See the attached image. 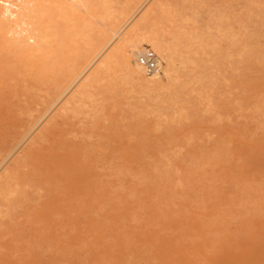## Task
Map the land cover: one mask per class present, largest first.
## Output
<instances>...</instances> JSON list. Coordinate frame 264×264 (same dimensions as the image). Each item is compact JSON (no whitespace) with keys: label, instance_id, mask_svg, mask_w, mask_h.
Returning <instances> with one entry per match:
<instances>
[{"label":"rangeland","instance_id":"rangeland-1","mask_svg":"<svg viewBox=\"0 0 264 264\" xmlns=\"http://www.w3.org/2000/svg\"><path fill=\"white\" fill-rule=\"evenodd\" d=\"M236 1L238 4L241 2L239 7L243 5L242 8L246 2L251 7L254 2L255 6H264V0ZM236 1L227 0V4L226 0H207L206 3L201 0V6L203 12L207 13L208 10L210 15H206L211 16L213 13L210 11L216 14V8L223 4L220 11L223 7L224 14L219 9L217 14L219 11V14L231 17L243 10L238 8ZM208 2L210 4L207 7L202 4ZM180 3L179 0L177 4H183ZM233 4L237 6L238 9L234 8L237 12L230 11ZM0 5L4 4L0 1ZM246 5L245 11L249 8ZM226 7L230 10H226ZM258 7L254 8L259 11L253 9L257 13L255 18H259L264 26V7ZM76 12L77 18L71 23L73 28L70 25L71 33L53 32L48 42L43 41L40 50L30 55L25 53L26 44L21 41L23 36L27 38L26 33L21 32L22 37L16 38V34L21 36L20 32L14 33L21 30L20 27L7 20L10 23L7 28V24H3L5 20L0 19V26L3 25L5 29L0 27L5 31L1 33L0 29V162L5 164L0 163V181L4 179L1 180L5 176L3 172L9 177H5V183L0 188V264H264V213L258 212H264L262 24L248 21L246 35L251 39L247 49H242L239 44L236 50L237 44L232 45L228 39L220 40L219 51H224L218 57L213 56L217 60L215 67L218 70L215 68V72L218 73H215L217 80L208 85L203 93L205 96L207 94V99L202 95L194 96V99L190 97L193 100L190 101V108L188 98L180 112L185 117L180 113V117H176L169 113L170 99L166 91L163 94L152 91L161 94L149 92L148 95L140 89L135 90L139 87L124 80L122 72L121 75L114 72L121 71V59H117L115 68L110 70L113 73L109 71V75H106L105 71H99L98 61L102 53L106 54V50L96 57H99L98 60L94 58L87 69L82 72L78 69L85 75L77 71L75 76L68 74L70 70L65 66L69 68V65L77 61L72 57L74 52L82 53L80 49H84L78 34L83 29L81 21L85 15L80 8H76ZM231 23L233 32L239 33L240 24ZM56 35L59 39H55ZM28 42L31 44L32 40L28 39ZM78 46L81 48H77V52ZM144 46L147 47V55L143 62L148 72L160 71L157 64L160 55L156 53L157 56L151 46ZM143 48L141 46L139 51ZM248 48L252 49L251 52ZM52 49L64 51H57L60 55L55 57L56 53H52ZM26 54L28 59L24 57ZM66 54H70L71 63ZM78 55L75 57L78 58ZM223 57L227 58L223 61ZM236 57L240 58V62H236ZM251 58L252 64L249 60ZM226 59H230L231 63H225ZM26 62L35 65L28 66ZM60 67L65 68L60 70ZM42 69H46V72ZM27 71L30 75L26 74ZM87 71L90 75H86ZM79 73V77L73 79ZM115 74L120 78L123 76L119 78L120 83ZM108 76L111 80V77L117 80L114 78L111 82ZM57 78L58 81L70 79L65 80L69 82L66 85L62 83L64 80L56 82ZM43 79L41 85L40 80ZM121 80L128 84L124 85ZM60 84L62 87L59 88ZM78 85L83 90H79ZM90 86L93 91L89 89ZM84 87L89 94L85 101L91 97L94 100L92 104H98L91 105L90 100L84 106ZM48 94H54V97L50 98ZM55 94L58 95L55 97ZM163 95L169 100L166 101ZM159 96L163 100L165 98L163 103ZM260 98L262 104H259ZM72 99L74 102L77 99L79 105L77 102L75 105L81 107L75 109ZM201 100L203 104L199 103ZM102 101L103 104L100 103ZM99 103V108H95ZM164 103L168 105L164 106ZM66 105L72 107L71 110L75 108L70 111ZM87 105L96 113L91 110L90 114L91 108ZM61 106L62 109H69L68 112L64 113ZM78 109L82 111L76 112ZM61 113L66 114L65 117ZM167 113L172 119L166 116ZM28 129L33 132L31 136ZM45 134H48L46 140ZM9 143H12L13 148ZM19 164L23 165V169ZM16 165H19V169H16ZM27 165H30L29 168ZM155 165H159V170ZM5 166L11 168L7 167L4 171ZM9 174L19 184H15L17 182L11 180ZM7 181L14 182L11 185L14 186L12 191L10 187L4 186L6 183L7 187L10 186L11 183L8 185Z\"/></svg>","mask_w":264,"mask_h":264},{"label":"bare ground","instance_id":"bare-ground-1","mask_svg":"<svg viewBox=\"0 0 264 264\" xmlns=\"http://www.w3.org/2000/svg\"><path fill=\"white\" fill-rule=\"evenodd\" d=\"M2 2V4H4L3 6L0 7V19L1 20H5L3 21V24H7V28L10 27V23L9 22H13L16 26H19L21 30H18V32H14L15 34L16 33H19L20 35L22 34L21 32L23 33H26V36H23L24 38L22 39L21 38V41L22 43L25 42V49L28 54H32L34 53L36 50L39 49V46L40 44L43 42V41H47V39L49 38V36L53 33V32H69L70 31V25L72 22H74L75 18H77L75 15H77L76 13V8H80L82 9L83 13L85 16H83L82 18V21L81 23L83 24V29L79 32L78 35H80V39L83 41L82 43H84V49H80L81 47H76V51L78 52L77 48H79L80 50H82L83 52L82 53H75L76 54H79L78 55V58L77 56L75 57V55H73L72 57L76 58L77 61H75L73 64L69 65V68H68V65H66L65 67H67L68 70H70V75L73 74V76H75L74 74H77L78 72H82L83 69H85L86 67H88L90 65V63L92 62V60H94V58H96L98 55L100 56V53H102L103 51L106 50V54H101V57L100 60L98 61L99 64H98V70L99 71H105V74L107 75L109 73V71L113 68H115V63L117 61V59H121V62H122V69L120 72H117L114 70V72L118 73L121 75V72L123 74V78H125L124 80H127L129 84L133 83L135 84L134 86H137L139 88H136L135 90L137 89H140L142 92L146 93L149 95V92L153 93L152 91H160L162 94L164 93L163 91H166V93L169 95V99H170V102H168V104L170 105V107L168 108V110H170L171 112H169L171 115H179L178 113H180L183 108L185 107L186 105V102H187V99L189 98L188 102H189V105H190V108H192V104H190L191 102H193V100L191 101L190 100V97L192 99H194L193 97H198V96H205V94L203 95L204 91L206 90V88L208 87V85L212 84L214 82V80H217V78H215V76L217 75V73L215 72V68L217 69V67H215V65L217 64V60H216V57L214 59V55L215 56H219L221 51H224L221 50L219 51V43H220V40H223L225 39H228V42L230 41L232 45L234 44H237V46H235V49L238 47L239 44H241V47L243 49L246 48L247 49V46L249 44V40L251 39V37H248L246 35L247 33V24H248V21L250 22H255L259 21V18L258 20L255 18L256 14L257 13H254L255 11L253 9H255L254 7H262V5H257L255 6V2L253 4V8L251 6H248L246 5L247 2H252L253 0H244L246 2V4H244L242 2V4H244V8L245 5L249 8H247L248 10H244L243 5H241V7H239L240 3L238 4V1L236 0H231V1H236L237 5H238V8L240 9H243L241 11H239L240 13H238L237 15H232L231 17H227L226 15H222V14H219V11L221 9V5L219 8H216V14H214V12L210 11L211 13H213L211 16L210 13L208 12L207 10V13L206 12H203L202 10V7L201 6V0H180L181 3H183L182 5H178L176 0H15V1H8V0H0ZM175 1V2H174ZM207 1V0H206ZM206 1L203 2L206 3ZM209 1V0H208ZM260 1V0H259ZM262 1V0H261ZM180 3V4H181ZM202 3L203 5H205L207 7L208 4H210L209 2L207 4H204ZM226 3H227V0H226ZM233 3V2H232ZM260 4V2H258ZM257 3V4H258ZM264 4V1L262 2ZM261 3V4H262ZM229 4V3H227ZM235 4H233V9L230 10V9H227L228 5H226V10H230V11H236L234 8L238 9L237 6L234 7ZM252 5V4H251ZM231 6V5H230ZM258 7V8H259ZM210 8V6L208 7ZM232 8V6H231ZM219 9L218 11V14H217V10ZM211 10V9H210ZM224 10L223 7H222V10L220 12L223 11V14H224ZM255 10H258V9H255ZM215 11V10H214ZM233 11V12H234ZM259 11V10H258ZM263 11H264V8H263ZM262 11V12H263ZM237 12V11H236ZM261 12V13H262ZM260 13V14H261ZM206 14H209L208 16ZM228 14V12L226 13ZM264 14V13H263ZM264 16V15H263ZM262 17V16H261ZM5 18V19H3ZM7 18V19H6ZM262 19V18H261ZM0 20V25L2 24V21ZM9 22H8V21ZM242 20H245V22L242 23ZM264 20V19H263ZM231 22H238V24H240V27L239 28V33L236 34V32L232 30V27H231ZM261 23V22H260ZM12 24V23H11ZM262 24V23H261ZM9 25V26H8ZM14 25V26H15ZM235 25V24H234ZM3 26V25H2ZM0 26L1 28L4 29V27ZM13 26V27H14ZM15 26V27H16ZM255 26H259V25H256ZM263 26V24H262ZM261 26V27H262ZM72 27V25H71ZM236 27V26H234ZM254 26H252L253 28ZM264 27V26H263ZM0 28V29H1ZM12 28V27H11ZM73 28V27H72ZM237 28V27H236ZM235 28V29H236ZM15 29V28H13ZM255 29V28H254ZM259 29H260V26H259ZM264 28H262L263 30ZM5 30V29H4ZM14 31H17V30H14ZM252 31V30H251ZM4 33L5 31H2L1 29V33ZM13 32V30H12ZM0 33V35H2ZM71 33V31H70ZM253 33V32H252ZM257 33V32H256ZM264 33V32H263ZM18 34V35H19ZM56 34V33H55ZM67 34V33H66ZM255 34V33H254ZM259 34L261 35L262 32ZM60 36V34H57ZM57 35L55 36L56 38L55 39H59L57 38ZM63 36L65 34H62ZM245 35L247 37H245ZM253 35V34H252ZM14 36V35H13ZM67 36V35H66ZM254 36V35H253ZM16 38L18 37H22L21 36H15ZM62 37V36H61ZM52 39V36L50 37ZM62 38H65V37H62ZM61 38V39H62ZM4 39V38H3ZM12 39H15V38H12ZM28 39L29 40H32V43H34V45H31L29 42H28ZM60 39V40H61ZM8 41V39H6ZM20 40V39H18ZM27 40V41H26ZM50 40V39H49ZM53 40V39H52ZM11 40H9L8 42H10ZM20 41V42H21ZM116 41V42H115ZM12 42V41H11ZM17 43V41H15ZM19 42V43H20ZM48 42V41H47ZM46 42V43H47ZM52 42V41H50ZM13 43V42H12ZM252 43V42H251ZM7 44V43H6ZM44 44V42H43ZM42 44V45H43ZM144 44L148 45V46H151L152 49L155 51H153L150 47V49L156 54L158 53V55H160L161 59H159L160 57L158 56V59H157V64H158V67L160 69V71L158 70H154L153 72L149 73L148 72V67L146 66V64L143 62V59L146 57L147 55V47L144 46ZM256 44V43H255ZM258 44V43H257ZM63 45V44H61ZM82 45V44H81ZM80 45V46H81ZM224 45V42L223 44ZM20 46V44H19ZM19 46L17 48H19ZM22 46V45H21ZM24 46V45H23ZM49 46V45H48ZM51 46V45H50ZM60 48V45H58ZM65 45H63L62 47L65 49L66 47H64ZM144 47L141 51H139V48L140 47ZM253 46H256L253 44ZM259 46V45H258ZM256 46V47H258ZM61 47V48H62ZM260 47V46H259ZM48 48V47H47ZM52 48V47H51ZM57 48V46L55 47ZM53 48V49H55ZM253 48V47H252ZM255 48V47H254ZM253 48V49H254ZM261 50H263V46H261ZM22 49V48H20ZM52 49V50H53ZM75 49V48H74ZM234 49V48H233ZM234 49V50H235ZM256 49V48H255ZM19 50V49H18ZM23 50V51H24ZM40 50V49H39ZM47 50V49H45ZM60 50V49H59ZM65 50H68L69 49H65ZM73 50V48H72ZM70 50V51H72ZM108 50V51H107ZM237 50V49H236ZM238 50L241 51V49L238 48ZM249 50V48H248ZM247 50V51H248ZM252 50V49H250ZM249 50V51H250ZM51 51V49H50ZM55 51V50H53ZM52 53H56L55 54V57H57L56 55H60L59 53L63 52V51H58L56 50L55 52ZM57 51L59 53H57ZM139 51V52H138ZM246 51V52H247ZM254 51V50H253ZM258 51V50H257ZM260 51V49H259ZM19 52V51H18ZM44 52V50H43ZM251 52V51H250ZM256 52V51H255ZM263 53V51H261ZM45 53V52H44ZM66 53H68L66 51ZM70 53V52H69ZM73 53V52H72ZM71 53V54H72ZM229 53V52H228ZM238 53V52H237ZM241 53V52H239ZM243 53V52H242ZM249 53V52H248ZM29 54V55H30ZM43 54V53H42ZM64 54V53H63ZM234 54V58L233 60L235 61V52L233 53ZM258 54V53H257ZM23 55V53H22ZM66 55H69L70 57V54H66ZM227 55V52L225 54V56ZM259 55V54H258ZM261 55V54H260ZM17 56V55H16ZM136 56V57H135ZM238 56V54H237ZM249 56V54H248ZM22 57V56H21ZM28 59V56L26 54V56H24ZM23 57V58H24ZM35 57V56H34ZM44 57H46V55L44 54ZM135 57V59H134ZM228 57V56H227ZM227 57H223V61H224V58H227ZM230 57V56H229ZM243 56H241L240 58H242ZM54 58V56H53ZM99 58V57H98ZM98 58H96L98 60ZM240 58H237V61L236 62H240V60L238 61V59ZM248 58V57H247ZM253 58V57H252ZM251 59V61H253ZM16 59L18 60V58L16 57ZM22 59V58H21ZM41 59V58H39ZM57 59V58H56ZM71 59V57L69 58V60ZM222 59V58H221ZM220 58L218 60H221ZM246 59V57H245ZM227 60V59H226ZM230 59H228L225 63H227ZM233 60L232 61V64H233ZM244 60V59H243ZM243 60L241 61L243 63ZM248 60V59H247ZM261 60V59H260ZM28 61V60H27ZM36 61V60H35ZM57 61V60H56ZM96 61V60H95ZM94 61V62H95ZM246 61V60H244ZM255 61V60H254ZM23 62V61H22ZM38 62V60L36 61ZM72 62V59L70 60V63ZM56 64V62H54ZM69 63V61H68ZM228 63H231L230 61ZM241 63V64H242ZM247 63H249L247 61ZM18 64H20L18 62ZM27 64V62H26ZM25 64V65H26ZM29 64V63H28ZM27 64V65H28ZM30 64H33V63H30ZM28 65V66H31V65ZM53 64V63H52ZM239 64V63H237ZM236 64V65H237ZM246 64V63H245ZM244 64V65H245ZM252 64V62H251ZM249 64V65H251ZM35 65V64H33ZM96 65V64H95ZM95 65H94V68L95 69ZM248 65V64H247ZM49 66V65H48ZM83 66L82 70H81V67ZM91 66V65H90ZM93 66V64H92ZM222 66V65H221ZM233 66V65H232ZM27 67V66H25ZM33 67V66H32ZM64 67V68H65ZM121 67V66H120ZM12 68V67H11ZM19 68V67H18ZM31 68V67H30ZM34 68V67H33ZM41 68H42V65H41ZM47 68V67H46ZM50 68V67H49ZM64 68L60 67V70H63ZM20 69V68H19ZM22 69V68H21ZM28 69V68H27ZM48 69V68H47ZM51 69V68H50ZM49 69V70H50ZM80 71H79V70ZM87 69V68H86ZM90 69V68H89ZM91 72V70H89ZM118 70V67L116 68ZM231 69V68H230ZM18 70V69H17ZM33 70V69H31ZM38 70V69H37ZM44 70V69H42ZM52 70V69H51ZM218 70V69H217ZM22 71V70H21ZM21 71H20V74H21ZM30 73L31 71L28 70ZM27 71V72H28ZM36 71V70H35ZM46 72V69L44 70ZM43 71V72H44ZM59 71V70H58ZM57 71V72H58ZM77 71V73H75ZM88 71L86 72V75L88 73ZM93 71V70H92ZM26 73L28 75H30V73ZM42 72V71H41ZM80 72V73H81ZM89 72V73H90ZM95 72V71H94ZM101 72V73H102ZM112 72V71H110ZM25 73V72H24ZM34 73V72H33ZM31 73V74H33ZM67 73V72H66ZM80 73L73 79H76L77 77H79ZM88 73V74H89ZM113 73V72H112ZM112 73L110 74V76L112 75ZM216 73V75H215ZM16 74V73H14ZM37 74V73H36ZM65 74V73H64ZM83 73H81L82 75ZM98 74V73H97ZM100 74V73H99ZM103 74V76L105 78L106 75ZM22 75V74H21ZM40 75V73H39ZM85 75V73L83 74ZM90 75V74H89ZM102 75V74H101ZM109 75V74H108ZM117 74H115L116 76ZM148 75V76H147ZM100 76V75H99ZM110 76H108V78L110 79ZM114 76V75H113ZM222 76V75H221ZM38 77V76H37ZM64 77V76H63ZM117 79H119L120 77L116 76ZM121 77V78H122ZM217 77V76H216ZM51 78V77H50ZM62 78V77H61ZM90 78V77H89ZM111 78H115V77H111ZM120 78V79H121ZM32 79V78H30ZM40 79V78H39ZM45 79V78H44ZM44 79L43 81L40 80V83L41 82H44ZM52 79V78H51ZM68 78H65V79H62L64 80V82L62 83H66V85L69 83V82H66L68 80H66ZM72 79V77H71ZM88 79V78H87ZM111 80V82H113L114 80ZM116 79V78H115ZM116 79V80H117ZM120 79L117 80L119 83H120ZM38 80V79H37ZM53 80V79H52ZM60 80V79H59ZM62 80L58 81V78L56 80V82H61ZM66 80V81H65ZM83 80V79H82ZM101 80V79H100ZM108 80V79H107ZM47 81V80H45ZM80 81V80H78ZM84 81V80H83ZM93 81V79H91V82ZM123 82V80H121ZM71 82V80H70ZM82 82V81H81ZM90 83V81H88ZM94 82V81H93ZM99 82V80H98ZM103 82V81H102ZM121 82V83H122ZM125 82V81H124ZM123 82V83H124ZM221 82V81H219ZM55 83V82H54ZM72 83V82H71ZM89 83H87V87L89 86ZM109 83V82H108ZM128 83H124L125 84H128ZM43 83H41L42 85ZM59 84V83H58ZM58 84H55L56 86H58ZM63 84V85H64ZM77 84V83H76ZM75 84V85H76ZM100 84V83H99ZM107 84V83H106ZM110 84V83H109ZM113 84V83H112ZM80 85V84H79ZM78 85V86H79ZM92 85V84H90ZM94 85V84H93ZM101 85V84H100ZM104 85H105V82H104ZM116 85V83H115ZM216 85V84H215ZM17 86V85H16ZM30 86V85H29ZM32 86V85H31ZM55 86V87H56ZM65 86V85H64ZM70 86V85H69ZM74 86V85H73ZM82 86V85H81ZM85 86V87H86ZM103 86V85H102ZM100 86V87H102ZM107 86V85H106ZM110 86L111 88L113 86L111 85H108ZM133 86V85H132ZM214 86V85H213ZM33 87V86H32ZM62 87L61 84L59 86V88ZM67 87V86H66ZM75 87V86H74ZM84 87V89H85ZM91 87V86H90ZM89 89L92 90L93 87H91ZM95 87V86H94ZM97 87V86H96ZM95 87V88H96ZM115 87V86H114ZM113 87V88H114ZM48 88H51V87H48ZM58 88V87H57ZM64 88V87H63ZM62 88V89H63ZM71 88V86H70ZM82 87L79 86V90L81 89ZM94 88V89H95ZM98 88H99V85H98ZM97 88V89H98ZM107 88V87H106ZM53 88H51L52 90ZM65 89V88H64ZM78 89V88H76ZM101 89V88H100ZM99 89V90H100ZM103 89V87H102ZM211 88L209 87V90ZM59 91V89H56ZM54 90V91H56ZM83 90V89H81ZM88 90V89H87ZM90 90H88V93H90ZM98 90V91H99ZM139 90V92H140ZM209 90L205 93H208ZM244 90V89H243ZM53 91V92H54ZM62 91V90H61ZM66 91L68 92V90L66 89ZM78 92V90H76ZM85 93L87 92L86 89L84 90ZM82 91V92H84ZM93 91V90H92ZM91 91V92H92ZM103 91V90H102ZM108 91V90H107ZM64 92V91H63ZM77 92H73L74 93H77ZM138 92V93H139ZM211 92V91H210ZM50 93V91L48 92ZM57 93V91L55 92ZM85 97L83 99V101H85V98H86V95H89V94H85ZM92 93H95V92H92ZM91 93V94H92ZM99 93H101L99 91ZM141 93V92H140ZM157 93V92H155ZM161 93H158V94H154V95H159ZM62 94V93H61ZM83 94V93H82ZM81 94V96H82ZM113 94V93H112ZM166 94V95H167ZM51 95V94H50ZM49 94L47 95L48 97L50 96ZM54 95V94H53ZM53 95L50 96L51 97H54ZM58 94H55V97L57 96ZM64 95V94H63ZM63 95H60L63 97ZM79 95V94H78ZM141 95V94H140ZM143 95V94H142ZM59 96V97H60ZM66 96V95H65ZM94 95L92 94V97ZM161 96V95H160ZM159 96V97H160ZM207 96V94H206ZM205 96V97H206ZM209 96V95H208ZM36 97V95H35ZM61 97V99H62ZM90 97V96H89ZM97 97V96H96ZM148 97V96H147ZM151 97V96H149ZM155 97V96H154ZM157 97V96H156ZM162 97H165L164 95ZM167 97V96H166ZM165 97V98H166ZM204 97V98H205ZM210 97V96H209ZM49 98V100H50ZM71 98H73L71 96ZM91 98V97H90ZM89 98V100L87 102H89L91 99ZM100 98V96H99ZM164 98V100H165ZM168 98H166V101L169 100ZM55 99V98H54ZM52 99V101L54 100ZM58 100V101H61ZM87 99V98H86ZM92 99H95V98H92ZM102 98H100L101 100ZM157 99V98H156ZM202 99V97L200 98ZM207 99V97H206ZM258 99V97L256 98V100ZM264 99V98H262ZM260 98V101H259V104H262L261 102H263ZM46 101V103H48V101ZM75 100V99H74ZM96 100H98L96 98ZM95 100V101H96ZM98 100V102L100 101ZM160 102H162L163 99H161L160 97ZM163 100V101H164ZM195 100H198V98ZM194 100V102H195ZM262 100V101H261ZM71 101V99H70ZM68 101V102H70ZM73 101V99H72ZM82 101V100H81ZM82 101V103H83ZM191 101V102H190ZM199 101V100H198ZM258 101V100H257ZM77 102V106L79 105V101H76ZM74 101V105L76 104ZM86 101L84 103V106L85 104H88ZM92 102H94V100L90 101V104L91 105H94V104H98V103H94L92 104ZM159 104H162L160 103ZM256 102V101H255ZM45 103V104H46ZM51 103V102H50ZM61 103V102H59ZM65 103V101L63 102ZM62 103V104H63ZM67 103V101H66ZM103 104V101L100 102ZM100 103L99 105H96L94 106L95 108H99L98 106H100ZM158 103V101H157ZM167 103V102H166ZM199 103H202V100L201 102ZM237 103V102H236ZM258 103V102H257ZM256 103V105H257ZM68 104V103H67ZM72 103H70L71 105ZM156 104V103H155ZM165 104V103H164ZM168 104H165L164 106L168 105ZM188 104V103H187ZM203 104V103H202ZM201 104V105H202ZM49 104H47L46 107H48ZM59 105V104H56V106ZM69 105V104H68ZM66 105V106H68ZM73 104L71 106H74ZM81 105V103H80ZM83 105V104H82ZM105 105V104H104ZM163 105V104H162ZM52 106V105H51ZM55 106V107H56ZM64 106V105H63ZM60 107V109H62V107ZM158 106V105H157ZM157 106H155V108H157ZM188 106V105H187ZM187 106L185 109H187ZM194 108L196 107L194 104H193ZM259 106V105H257ZM54 107V109H55ZM69 107V106H68ZM76 107V105H75ZM72 110H74V108ZM81 107V106H80ZM80 107H76L75 109L77 108H80ZM87 107H90L91 106H88ZM160 106H158V109H159ZM263 107V105L261 106V108ZM70 108V107H69ZM72 108V107H71ZM70 108V111H72ZM162 108V107H161ZM163 108H167V107H163ZM189 108V107H188ZM45 109V108H44ZM66 108L62 109L65 113L68 112V110H65ZM96 109V110H97ZM51 110V109H50ZM47 111V112H50ZM81 109H78V110H75L76 112L77 111H80ZM92 108L89 109V112L90 114L92 112L96 113L95 111L92 110ZM157 110V109H156ZM161 110V109H160ZM158 110V111H160ZM262 110V109H261ZM82 111V110H81ZM163 110H161L162 112ZM186 111V110H185ZM58 112V111H57ZM61 112V111H60ZM144 112V111H143ZM153 112V111H152ZM155 112V110H154ZM165 112H168V111H165ZM163 112V113H165ZM64 113L62 114L64 117ZM162 113V115H163ZM169 113H167L168 115H166L167 117H169L170 119H172L170 116H169ZM68 114V113H67ZM74 114V112H73ZM76 114V113H75ZM79 114V112H78ZM157 114V113H156ZM159 114V112H158ZM161 114V113H160ZM159 114V115H160ZM181 114V113H180ZM184 114V112H183ZM44 115V114H43ZM182 115V114H181ZM62 116V117H63ZM102 116V115H101ZM184 116V115H182ZM41 117V116H40ZM43 117V116H42ZM53 117H56V115ZM52 117V118H53ZM162 118V116H160ZM177 117V116H176ZM180 117V115H179ZM178 117V118H179ZM185 117V116H184ZM183 117V118H184ZM183 118H179V119H183ZM187 118V117H186ZM185 118V120H186ZM254 118V117H253ZM38 119V118H37ZM55 119V118H54ZM65 119V118H64ZM170 119H166L167 121ZM177 119V118H176ZM36 120V119H35ZM35 120L33 122H35ZM161 120V119H160ZM248 120H250L248 118ZM54 121V120H53ZM162 121H165V120H162ZM172 121V120H171ZM176 121V120H174ZM32 122V123H33ZM37 122H39V120H37ZM36 122V123H37ZM55 122V121H54ZM29 123V122H28ZM27 123V124H28ZM31 123V121H30ZM31 123V125H32ZM48 123H51V121H49ZM58 123V122H57ZM55 123V124H57ZM161 123V122H160ZM26 124V125H27ZM35 124V123H34ZM40 124V123H39ZM25 125V124H24ZM23 125V127H24ZM30 125V124H28ZM36 126V124L34 125ZM51 126V125H50ZM53 127V126H51ZM25 128V127H24ZM29 128V127H28ZM36 128V127H35ZM48 128H50L48 126ZM47 128V130H48ZM58 128V126H57ZM56 128V129H57ZM51 129V128H50ZM55 129V128H54ZM25 130V129H24ZM27 130V129H26ZM29 130V129H28ZM32 131H35L33 129H31ZM19 131V130H18ZM30 131V130H29ZM49 131V130H48ZM52 131V130H51ZM27 133H30L28 131H26ZM55 132V131H54ZM17 133V132H16ZM21 133V132H20ZM24 133V132H23ZM33 132L30 133V136ZM56 133V132H55ZM19 134V133H18ZM49 134V132H48ZM47 134V135H48ZM50 134H52L50 132ZM17 135V134H16ZM23 135V134H22ZM45 134V139L48 138ZM25 136V135H24ZM28 137L26 135L27 138H31V137ZM38 135H36L37 137ZM42 136V134H41ZM47 136V137H46ZM20 137H22L20 135ZM19 137V138H20ZM40 137V136H38ZM16 138V137H15ZM33 138V137H32ZM31 138V139H32ZM40 138H43V137H40ZM23 139L25 141H28V139L26 140L24 137ZM50 139V137H49ZM84 139V138H83ZM18 140V138H17ZM16 140V141H17ZM34 139H32L33 141ZM38 140V139H37ZM43 140V141H44ZM31 141V142H32ZM36 141V140H35ZM40 141V140H39ZM42 141V140H41ZM42 141V142H43ZM10 142V141H9ZM13 143V142H12ZM11 143V144H12ZM18 143V142H17ZM10 144V143H9ZM10 144V145H11ZM37 144V142H36ZM9 145V146H10ZM20 145V144H19ZM32 145V143L30 144ZM29 146V145H28ZM27 146V147H28ZM10 147L13 148V145H11ZM15 147V146H14ZM17 147V146H16ZM39 147V146H38ZM8 148V147H7ZM19 148V146H18ZM10 150V149H9ZM12 150V149H11ZM10 150V151H11ZM39 150V149H38ZM13 151V150H12ZM11 151V152H12ZM31 151V150H30ZM24 152V150H23ZM23 152L21 154H23ZM6 155H8L7 153L8 152H5ZM10 153V152H9ZM17 153V152H16ZM27 153V152H26ZM25 153V155H27ZM84 153V152H83ZM13 154H14V151H13ZM31 154V153H30ZM29 154V155H30ZM19 155V154H18ZM17 155V156H18ZM24 155V154H23ZM15 156V155H14ZM16 156V157H17ZM37 156V155H36ZM8 157V156H7ZM11 157V155H10ZM22 158H25L23 156H19ZM33 157V156H32ZM2 158V157H1ZM3 158H4V154H3ZM9 158V157H8ZM12 158V157H11ZM10 158V159H11ZM27 158V157H26ZM9 159V160H10ZM20 159V158H19ZM162 159V158H161ZM17 160V159H16ZM24 160V159H23ZM22 161V160H21ZM26 161V159L24 160V162ZM163 161V160H162ZM166 161V160H164ZM20 162V161H19ZM18 162V163H19ZM23 162V163H24ZM3 164V162H0ZM9 163V162H8ZM15 163V162H14ZM21 163V162H20ZM163 164V162H161ZM161 163L159 162V164L161 165ZM13 164V163H12ZM25 164V163H24ZM31 164V163H30ZM5 165V164H3ZM8 165V164H7ZM20 165V164H19ZM19 165H16L15 167L19 166ZM22 165V164H21ZM20 167L23 169V165ZM26 165H24L25 167ZM30 166V165H27V167ZM156 166V165H155ZM154 166V167H155ZM164 166V165H162ZM161 166V168H162ZM7 167H10L11 166H7ZM6 166L3 168L4 171H5V168H7ZM13 167V165H12ZM153 167V168H154ZM157 167V170H159V165L156 166ZM29 168V167H28ZM35 168V167H34ZM165 168V166H164ZM1 169V171L3 170ZM13 169V168H12ZM16 169H19L18 167ZM27 169V168H25ZM156 169V168H154ZM153 169V170H154ZM11 171V169H9ZM21 170V169H20ZM34 170V169H32ZM36 170V169H35ZM156 170V171H157ZM15 173H16V170H14ZM13 171V172H14ZM19 171V170H18ZM27 171V170H26ZM167 171V170H166ZM12 172V171H11ZM25 172V171H24ZM1 173V172H0ZM7 173V172H6ZM168 173V172H167ZM2 174V173H1ZM0 174V176H1ZM3 174L5 176H3L1 178V180H5V177H8L5 172H3ZM20 174V173H19ZM22 174V173H21ZM10 175V174H9ZM16 176V175H15ZM22 176V175H21ZM11 177V175H10ZM13 177V176H12ZM12 177L10 178L11 180H15V179H12ZM17 179H18V176H16ZM15 177V178H16ZM9 178V177H8ZM14 178V177H13ZM0 181V188L1 186H3V184L5 183L4 181ZM16 181V180H15ZM18 181V180H17ZM16 181V182H17ZM8 182V181H7ZM10 182V181H9ZM9 182H8V185H9ZM11 183V182H10ZM14 183V182H13ZM11 183L10 186L7 187V183L4 185L6 188H14V186L11 187V185L13 184ZM15 184H19L18 182L15 183ZM7 189V190H9ZM12 191V189H11ZM9 192V191H8ZM5 193V192H4ZM258 204V203H257ZM256 204V205H257ZM257 212V211H256ZM259 213H264V212H260L258 210ZM258 214V213H257ZM259 216V215H258Z\"/></svg>","mask_w":264,"mask_h":264}]
</instances>
